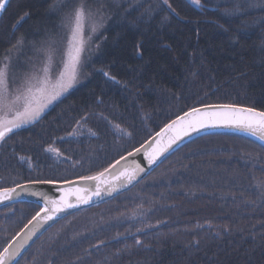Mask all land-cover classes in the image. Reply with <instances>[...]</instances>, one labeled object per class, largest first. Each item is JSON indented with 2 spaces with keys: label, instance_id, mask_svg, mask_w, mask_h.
I'll return each instance as SVG.
<instances>
[{
  "label": "trees",
  "instance_id": "trees-1",
  "mask_svg": "<svg viewBox=\"0 0 264 264\" xmlns=\"http://www.w3.org/2000/svg\"><path fill=\"white\" fill-rule=\"evenodd\" d=\"M68 2L10 0L0 68L19 47L28 61L11 63L12 85L63 55L70 7H90ZM130 5L98 6V51L76 86L0 142V190L96 176L196 108L264 112V0ZM40 211L0 208V254ZM16 264H264V146L233 133L195 137L131 190L59 222Z\"/></svg>",
  "mask_w": 264,
  "mask_h": 264
},
{
  "label": "water",
  "instance_id": "water-1",
  "mask_svg": "<svg viewBox=\"0 0 264 264\" xmlns=\"http://www.w3.org/2000/svg\"><path fill=\"white\" fill-rule=\"evenodd\" d=\"M9 2L10 0H4L5 8L0 10V19L4 15ZM218 106L221 105L204 106L196 109H199L200 113H204L206 111H211L214 107ZM234 107L246 108L239 106ZM167 125L135 151L124 156L110 168L96 175L95 177H98L97 180L78 179L71 182L55 183L51 185L33 183L22 184L26 185L31 190L44 193L49 199L63 201L65 206L62 211L52 213L51 211L45 210V204L42 202V198L36 196L21 195L16 197L15 193H13V199H4L0 201V208L13 203L23 202L34 203L41 207L39 215L35 216L23 228L19 235L7 246V248H9V253H4L3 251L2 254L5 258V264H16L22 255L39 237L62 220L78 212L104 204L134 188L153 170H155L165 160V158L195 137L211 133H233L248 137L264 146V139L260 138V133L253 135L248 129L243 127L220 125L202 128L198 132H192L187 136H183V138L177 139L171 144V147H169V141L172 136L176 135V132L165 131ZM15 129L16 128L12 131ZM9 133L10 132L7 134ZM1 141L2 140H0V142ZM18 186L15 188L17 192H20V188ZM97 188L100 190V195L98 196L94 194ZM77 189H80L81 191L78 192ZM85 189L87 191H84ZM2 191L3 190H0V193H2ZM84 198L88 199L87 203H83ZM68 203L76 206L69 208L67 207ZM48 207L50 208L51 205H48ZM49 215L53 216L52 220L46 219ZM20 245H23V247H20L19 254L11 256L10 253L14 252Z\"/></svg>",
  "mask_w": 264,
  "mask_h": 264
},
{
  "label": "snow or ice",
  "instance_id": "snow-or-ice-1",
  "mask_svg": "<svg viewBox=\"0 0 264 264\" xmlns=\"http://www.w3.org/2000/svg\"><path fill=\"white\" fill-rule=\"evenodd\" d=\"M194 3L199 5L200 0H193ZM167 3V0H165ZM5 8L4 0H0V10ZM28 13H25L23 18H27ZM85 19V6L80 5L75 9V28L72 31L73 38H79L82 42V31H83V22ZM96 30V25L94 24L92 27V31ZM83 51L82 46L76 49V56L74 57V66L72 71L68 74L67 79L62 78V82L59 84V90L55 91L52 95L47 97V103H51L53 100L57 99L62 92L67 91L68 88L72 87L73 83L76 81V72L77 68L80 65V54ZM7 65L4 68H0V110H3L5 105V95L6 86H7ZM105 75H108L105 73ZM42 105L36 108H32L30 106L25 107L24 112H18L16 116L7 122V126H5L3 117H0V140H3L5 135L8 132H11L14 128L20 127L22 123H28L35 119H38L40 116L43 107ZM23 117V119H21ZM238 126L248 129L251 134L256 135L260 133V138L264 139V112L255 111L252 108H237L232 105H221L218 107H214L211 111H206L204 113H200L199 109H193L192 111L186 112L184 115L179 116L177 120H174L171 124L167 125L165 131H175L176 135L172 136L169 141V147L174 143L177 139L183 138V136H187L192 132H198L202 128L214 127V126ZM83 180H97L98 177L95 176H85L82 177ZM33 184H55L56 181L51 180H35L31 181ZM20 192L16 191V188H5L2 193H0V201L4 199L11 200L13 199V193H15L16 197L21 195L28 196H36L41 197L42 202L45 204V210L51 211L52 213L62 211L64 208L63 201H56L55 199H49L45 196L44 193L34 191L29 189L26 185H19ZM77 191H81L77 189ZM84 191H87L86 189ZM95 195H100L99 188L96 189ZM79 199V197H78ZM88 199L84 198L83 203H87ZM48 205H51L49 208ZM76 205L71 203L67 204V207L71 208ZM39 215V213L37 214ZM47 220H52L53 216L49 215L46 217ZM139 243V241H137ZM20 245L17 249L10 253L11 256H16L19 254ZM4 253H9V248H4ZM0 264H5V258L3 254H0Z\"/></svg>",
  "mask_w": 264,
  "mask_h": 264
},
{
  "label": "rangeland",
  "instance_id": "rangeland-1",
  "mask_svg": "<svg viewBox=\"0 0 264 264\" xmlns=\"http://www.w3.org/2000/svg\"><path fill=\"white\" fill-rule=\"evenodd\" d=\"M64 1L66 4L68 0ZM77 1L79 0H70V3L76 4ZM87 1L89 2L90 7L89 9L85 8L86 10L85 19L83 22L82 42L79 38L74 39L72 35V31L75 28L74 12L72 14L73 19L67 27L68 33L66 37V46L64 47L62 53L63 55L59 56L60 50L56 49V51L54 52L58 51V55H54L46 62H41L42 64H35V66L32 65L34 67L31 66L32 68H30V72L32 71L31 74L27 75L25 79H23L20 83H14V85H12V81L14 79L12 78V72L10 68L11 63L14 61L15 63H17V65H19V61H23V64L28 63V61L24 58L22 54V48L20 47L5 60L2 68L7 65V86L6 92L4 93L6 97V106L3 108V110H0V117H3L5 126H7V122L12 120L18 112H24L25 107L30 106L32 108H36L46 104V106L43 107L44 110L47 108V106H49V104L56 100L55 99L51 103H47V97L52 95L55 91L59 90L58 86L62 82V78L66 80L68 74L72 71V68L74 66V57L76 56V49L82 46L83 51L81 52L79 57L80 65L77 68L76 81L75 83H73L72 87L68 88L67 91L62 92V94L58 98H60L76 86L79 80L82 63L84 62V57L88 58L89 60L92 57L93 53H97L98 51V47H96L98 43L97 41L94 43V39H96V37L100 35L101 32L99 31L100 28H97V26L96 30L92 31V27L94 24L97 25V22L100 23V21L104 19L105 12L103 8H98V6H103L105 0ZM146 1L147 0H111L112 3L117 2L119 4H126L129 2L131 3L130 7L132 6V4L134 6L137 3ZM190 1L193 2V0ZM83 3L85 5V1H83ZM70 8L71 12L75 10L74 5ZM88 60H86L85 62H87ZM37 70L38 72H36ZM21 119H23V117ZM79 131L78 133L76 132L77 135L81 134V132ZM98 217H101V215H99ZM94 220L95 218L92 219V223L88 225H92Z\"/></svg>",
  "mask_w": 264,
  "mask_h": 264
},
{
  "label": "bare ground",
  "instance_id": "bare-ground-1",
  "mask_svg": "<svg viewBox=\"0 0 264 264\" xmlns=\"http://www.w3.org/2000/svg\"><path fill=\"white\" fill-rule=\"evenodd\" d=\"M35 216H37V214H36ZM35 216H34V217H35ZM34 217H33V218H34ZM33 218H32V219H33ZM57 224H58V223H57ZM22 230H23V229H22ZM22 230H21V231H22ZM21 231H20V232H21ZM20 232H19V233H20ZM19 233L15 236V238L19 235ZM15 238H14V239H15ZM14 239H13V240H14ZM2 253H3V252H2ZM2 253H1V254H2Z\"/></svg>",
  "mask_w": 264,
  "mask_h": 264
}]
</instances>
